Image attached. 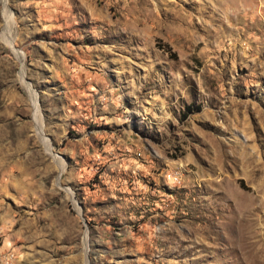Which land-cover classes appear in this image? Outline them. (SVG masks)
I'll return each mask as SVG.
<instances>
[{"label":"rangeland","instance_id":"374dc122","mask_svg":"<svg viewBox=\"0 0 264 264\" xmlns=\"http://www.w3.org/2000/svg\"><path fill=\"white\" fill-rule=\"evenodd\" d=\"M0 264H264V0H0Z\"/></svg>","mask_w":264,"mask_h":264},{"label":"trees","instance_id":"16d2710c","mask_svg":"<svg viewBox=\"0 0 264 264\" xmlns=\"http://www.w3.org/2000/svg\"><path fill=\"white\" fill-rule=\"evenodd\" d=\"M243 184V183H242ZM244 187V185H242Z\"/></svg>","mask_w":264,"mask_h":264}]
</instances>
